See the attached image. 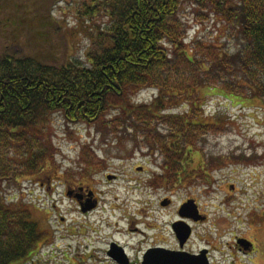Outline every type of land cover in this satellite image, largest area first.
I'll use <instances>...</instances> for the list:
<instances>
[{"label":"trees","instance_id":"1","mask_svg":"<svg viewBox=\"0 0 264 264\" xmlns=\"http://www.w3.org/2000/svg\"><path fill=\"white\" fill-rule=\"evenodd\" d=\"M62 1L0 0V189L55 167L48 129L54 114L67 124L110 127L135 148L157 150L165 185L203 183L206 166L253 163L245 152L206 155L201 144L220 129L198 111L204 90L231 102H264V0H84L82 57L70 52L53 16ZM186 5L197 21L223 19L234 46L198 37L186 44ZM148 89L156 90L150 103L130 102ZM186 104L189 112H173ZM110 112L116 114L106 120ZM80 158V177H87L98 167L92 147L83 146ZM44 237L29 210L0 196V264L29 258Z\"/></svg>","mask_w":264,"mask_h":264},{"label":"rangeland","instance_id":"2","mask_svg":"<svg viewBox=\"0 0 264 264\" xmlns=\"http://www.w3.org/2000/svg\"><path fill=\"white\" fill-rule=\"evenodd\" d=\"M82 1L64 0L53 10L54 18L64 30L70 52L78 57H82L86 49L84 26L87 25L78 13ZM191 9L186 5L180 14L188 26L186 44L198 37L205 43L234 46V38L229 37V25L223 19L210 16L197 21ZM154 96L152 91L143 90L132 96L130 102L148 104ZM200 96L202 107L198 113L203 120L220 129L208 133L201 144L206 155L227 157L232 153L251 154V150L264 154L263 101L243 104L236 99L231 102L226 95L209 90L202 91ZM173 112L187 113L189 105H180ZM115 114L110 112L106 120H111ZM48 129L56 148L55 167L49 166L39 175L21 179L19 187L0 189L6 204L23 205L30 211L32 219L49 240L43 242L33 256L32 260L37 264H112L105 253L112 240L123 245L135 262L140 259L146 244L158 240L169 243L167 225L176 218L177 208L187 198H193L201 212L208 215L207 223L194 227L189 248L197 250L212 242L217 248H223L222 253H213L215 264H230L224 253L227 244L231 243L238 228L245 231L249 210L263 209V202L255 203L254 200L256 196L260 197V191L264 194V161L257 168L230 162L216 171H210L206 166V173L211 175V179H206V185L205 181L165 185L158 182L167 176L160 152H150L147 147L135 148L129 140L121 141L110 134V127L105 131L93 124H67L60 115L54 114ZM87 145L92 147L98 167L89 169L87 177H80L85 173L80 165V150ZM193 159L192 166L195 167L199 159ZM138 167L142 170L138 171ZM110 175L115 178L113 182L106 180ZM67 182H82L97 192L99 209L81 216L74 202L64 195ZM229 183L235 184L238 192L228 202L223 187ZM168 198L171 207L162 208L160 202ZM145 222L159 225L162 233L153 231L150 234L156 235L146 243H140L141 237L135 230H142Z\"/></svg>","mask_w":264,"mask_h":264},{"label":"flooded vegetation","instance_id":"3","mask_svg":"<svg viewBox=\"0 0 264 264\" xmlns=\"http://www.w3.org/2000/svg\"><path fill=\"white\" fill-rule=\"evenodd\" d=\"M251 155L254 157L252 158L253 163L250 165L245 164H238L239 166H246V167H255L257 168L260 166V164L264 161V154L259 155L256 150L250 151ZM236 165V164H235ZM142 168L138 167L137 170ZM220 169V168H219ZM217 169H213L212 171H216ZM111 176V175H110ZM106 176V180H107ZM211 179V175L209 173L205 172V185H206V179ZM115 178L112 180H107L108 182H113ZM213 180V177H212ZM211 180V181H212ZM210 182V180H209ZM40 185L43 186L42 180H40ZM64 188V195L67 199L74 202V204L77 206V209L79 211V214L83 217L88 216L89 214H92L93 212H96L100 207V197L94 190L91 189V187L87 186L86 184L80 182L78 184H70L65 183ZM210 186V184H208ZM225 187V188H224ZM223 187L225 191L227 192V197L225 198V201H231L233 199L234 194L238 192V188L235 186V184H226ZM260 197L256 196L254 202L257 203L260 200L263 202V209L256 210L253 209V211H248V217L246 222V229L245 231H242L243 229L238 228L237 234L233 236V240L231 243L227 244V248H225L224 253L229 257L230 264H264V194L260 191ZM259 194V191H258ZM194 201L198 208V214L199 216L203 217L202 221L195 222L193 219H181L179 216V209L182 204L186 203L187 201ZM163 201H169V204L167 206H162L160 202V206L162 208H170L171 207V200L164 199ZM238 210L241 209V207L237 208ZM176 218L167 225L168 227V244H164L162 241L158 240L150 244H146L144 247L140 259H136L135 262H132L133 260L130 259V256L126 252L123 245H121L118 242H114L113 240L108 243L107 249L105 250L106 258L112 263V264H141L143 260V256L148 250L151 249H164L167 251L172 252H186L190 255H199L200 252L205 250L207 252L206 257L209 261V264H215V261L212 259L213 253L220 252L222 253V249L217 248L212 244V242H207L206 246H203L197 250H193L189 248V243L191 242L193 238V231L194 227L205 224L208 222V215L206 213L201 212L200 208L198 207L196 201L193 198H187L185 199L177 208L176 210ZM61 221H64L61 218ZM179 221H183L190 227V236L183 245V247H180L179 243V237L177 236V232L174 229L173 225ZM142 230L136 229L135 231L138 232L139 236L141 237L140 243H146L152 237L150 234L153 231L158 230L161 232V228L159 225L154 224H142ZM162 233V232H161ZM160 233V234H161ZM82 234H80L81 236ZM155 237V236H154ZM48 242L47 236L44 237V242ZM40 250V249H39ZM39 250L37 252H39ZM33 254L29 258L19 261L16 264H37L34 262L33 256L37 254ZM119 259L120 261L116 260ZM83 260H81L82 262ZM81 264V263H80Z\"/></svg>","mask_w":264,"mask_h":264},{"label":"water","instance_id":"4","mask_svg":"<svg viewBox=\"0 0 264 264\" xmlns=\"http://www.w3.org/2000/svg\"><path fill=\"white\" fill-rule=\"evenodd\" d=\"M113 178V176H108L107 180H112ZM168 204L169 201L161 202L162 206H167ZM179 216L181 219H193L195 222L203 220V217L199 216L198 208L192 200L181 205ZM173 227L177 232L180 247L182 248L190 236V227L183 221L175 223ZM206 254L205 250L200 252L199 255H190L186 252H172L156 248L145 253L141 264H209ZM116 260L120 261L117 258Z\"/></svg>","mask_w":264,"mask_h":264}]
</instances>
